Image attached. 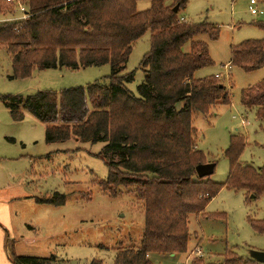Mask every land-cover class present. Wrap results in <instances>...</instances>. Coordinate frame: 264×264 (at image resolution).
<instances>
[{
  "label": "trees",
  "instance_id": "obj_1",
  "mask_svg": "<svg viewBox=\"0 0 264 264\" xmlns=\"http://www.w3.org/2000/svg\"><path fill=\"white\" fill-rule=\"evenodd\" d=\"M143 1L150 7L138 11L137 4ZM187 3L23 0L26 18L0 23V49L10 56L12 79H26L33 69L111 68L108 86L96 82L0 100L15 123L23 121L25 114L41 122L48 145L72 139L103 142L105 156H120L117 162L106 161L107 179L94 184L111 197L117 196L119 187L134 189L143 207L145 227L140 246L117 250L114 264H153L152 254L187 253L190 216L221 218L207 215L205 210L224 188L246 193L247 202L264 197V164L255 169L240 162L246 146L241 135L232 136L224 152L230 164L225 183L197 177L195 168L207 161L197 149L193 116L208 118L218 106L231 105V99L220 77L195 79L197 71L213 65L208 45L196 39L206 35L217 40L220 28L181 21L179 13ZM2 5L4 0H0L1 9ZM176 6L179 9L174 13ZM257 27L264 31V25ZM147 33L151 49L140 64L144 80L133 94L127 85L134 82V72L121 74L133 45ZM188 43L190 49L184 51ZM230 49L231 67L246 72L264 68V39L244 41ZM240 103L247 110H256L257 119L263 121L264 81L242 90ZM36 202L59 207L65 204V198ZM248 221L255 232L264 233V219ZM222 257V264L255 262L230 251ZM13 262L56 264L55 257L15 256ZM90 264L102 263L94 260Z\"/></svg>",
  "mask_w": 264,
  "mask_h": 264
},
{
  "label": "rangeland",
  "instance_id": "obj_2",
  "mask_svg": "<svg viewBox=\"0 0 264 264\" xmlns=\"http://www.w3.org/2000/svg\"><path fill=\"white\" fill-rule=\"evenodd\" d=\"M4 1L6 6L0 8V23L26 18L23 0ZM149 7L148 1L137 4L138 11ZM249 7L250 0H188L179 13V18L186 22L208 23L220 28L217 40H210L206 35L196 39L208 45L213 65L197 71L195 78L220 75L231 105L218 106L208 118L193 116L197 149L207 163L215 164V172L208 179L219 184L225 183L229 175L230 164L224 152L234 135L246 139L240 157L242 164L255 169L264 164V120L257 119L256 110H247L240 103L242 90L264 81V68L246 72L229 65L231 46L264 39V31L257 27L264 25V0H257L253 6L257 15H252ZM150 49L147 33L133 45L121 74L134 72V82L127 85L133 94L144 80L140 64ZM189 49L190 43L184 51ZM110 74V66L105 65L78 70L33 69L26 79H12L10 56L5 49H0V98L27 97L40 91L60 92L96 82L108 86ZM43 128L29 114L15 123L0 100V199L6 196L15 199L10 201L16 228L10 246L20 256L55 257L56 264H90L94 260L114 264L117 250L140 246L145 227L143 207L134 189L119 187L117 196L111 197L94 184L107 179L106 161L117 162L120 156H105L103 142L91 144L72 139L48 145L44 142ZM25 195H30L34 202L60 196L65 198V204L56 207L37 202V205L30 199L20 198ZM246 198L244 192L222 189L205 210L207 215L221 218L190 216L188 252L175 256L152 254L151 262L222 264V256L227 251L243 259H249L252 250L264 252V233L255 232L248 221L249 218L264 219V197L250 202Z\"/></svg>",
  "mask_w": 264,
  "mask_h": 264
},
{
  "label": "crops",
  "instance_id": "obj_3",
  "mask_svg": "<svg viewBox=\"0 0 264 264\" xmlns=\"http://www.w3.org/2000/svg\"><path fill=\"white\" fill-rule=\"evenodd\" d=\"M216 76H219L221 78L220 75H216ZM43 129H44V134H45V126ZM44 142H45V139H44ZM6 192L7 191H5V193ZM20 198H23L26 200L30 199L34 204H37L36 201L35 202L33 201V199L31 198L30 195H25V196L20 197ZM251 199H253V198H251ZM12 200H15L13 198V196H11V197L6 196V197L0 199V264H14L13 258L15 256L16 257H25L22 255L21 256L17 255L15 248H13V245L10 246L12 236H13L14 231L16 229L15 226L13 227V223H12L13 212L11 210V205H10V201H12ZM25 226H27V223H25ZM28 227H30V226H28ZM30 229L34 230L33 227H30ZM33 258H36V257H33Z\"/></svg>",
  "mask_w": 264,
  "mask_h": 264
},
{
  "label": "water",
  "instance_id": "obj_4",
  "mask_svg": "<svg viewBox=\"0 0 264 264\" xmlns=\"http://www.w3.org/2000/svg\"><path fill=\"white\" fill-rule=\"evenodd\" d=\"M178 9L179 7L176 6L174 8V13H177ZM195 171L199 179L209 178L215 172V164L207 163V164L198 165L195 168ZM249 258L258 264H264V252L252 250L249 252Z\"/></svg>",
  "mask_w": 264,
  "mask_h": 264
},
{
  "label": "built area",
  "instance_id": "obj_5",
  "mask_svg": "<svg viewBox=\"0 0 264 264\" xmlns=\"http://www.w3.org/2000/svg\"><path fill=\"white\" fill-rule=\"evenodd\" d=\"M8 2H12V1H18V0H7ZM257 5V0H250V7H249V11L252 15H257L258 11L254 8ZM254 6V7H253ZM181 21H183V19H181ZM219 77V76H216ZM197 253L199 255H201V251L197 250Z\"/></svg>",
  "mask_w": 264,
  "mask_h": 264
}]
</instances>
